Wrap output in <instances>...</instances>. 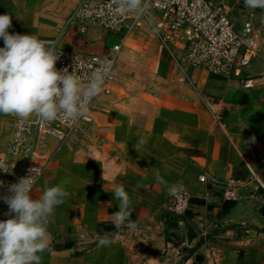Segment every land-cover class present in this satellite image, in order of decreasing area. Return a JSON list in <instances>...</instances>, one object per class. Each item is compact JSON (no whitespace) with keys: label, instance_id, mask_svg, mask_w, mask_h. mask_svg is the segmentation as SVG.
I'll list each match as a JSON object with an SVG mask.
<instances>
[{"label":"crops","instance_id":"obj_1","mask_svg":"<svg viewBox=\"0 0 264 264\" xmlns=\"http://www.w3.org/2000/svg\"><path fill=\"white\" fill-rule=\"evenodd\" d=\"M81 1L0 0V14H11L10 33L104 54L116 44L115 34L92 29L81 36L71 26ZM229 2L234 24L254 20L264 39V9ZM185 49L183 40L164 48L149 24L137 30L93 122L63 146L46 139V154H57L32 195L57 184L69 195L50 219L40 264H264V63L248 70L256 86L247 90V74L211 75L186 64ZM19 119L0 114V158L7 156ZM203 175L207 183L200 181ZM232 180L237 201L222 198ZM121 185L130 196L134 231L117 230L112 222L119 205L112 191ZM183 192L194 200L178 216L171 211L173 197ZM105 233L110 243L98 246Z\"/></svg>","mask_w":264,"mask_h":264},{"label":"built area","instance_id":"obj_2","mask_svg":"<svg viewBox=\"0 0 264 264\" xmlns=\"http://www.w3.org/2000/svg\"><path fill=\"white\" fill-rule=\"evenodd\" d=\"M117 6L118 0H82L71 20V26L81 36L88 35L92 29L120 36L119 41L104 54L67 51L55 45L57 52H61L56 67L60 70L67 68L80 75L82 83H86L88 76L101 68L104 61L108 65V74L100 95L93 98L88 113L76 122L68 124L59 118L42 122L37 117L14 121L7 156L0 158V166L3 167L0 168V180L4 182L0 186V220L10 218L6 215L9 208L3 199L10 195L9 186L34 174L29 172L30 169H37L33 192L54 162L57 152L46 154V139L54 138L63 146L81 127L93 122L98 100L112 94L113 76L129 38L147 24L154 27L162 45L168 50L180 40L185 42L183 60L186 64L224 78L232 77L237 71L243 72L247 75L242 86L247 90L255 88L256 80L248 76V70L256 61L264 63V39L254 20L241 27L234 24L229 0H150L147 16L121 14L116 12ZM200 181L207 183L209 177L203 175ZM237 188L236 181H228L223 187L222 198L237 201ZM193 200L194 196L189 193H178L173 197L171 211L178 216L185 215Z\"/></svg>","mask_w":264,"mask_h":264},{"label":"clouds","instance_id":"obj_3","mask_svg":"<svg viewBox=\"0 0 264 264\" xmlns=\"http://www.w3.org/2000/svg\"><path fill=\"white\" fill-rule=\"evenodd\" d=\"M244 4L251 9H264V0H244ZM149 9L150 0H118L116 12L147 16ZM11 26V14H0V39L4 42L0 47V114L15 115L24 121L33 115L42 122L59 118L68 124L84 117L93 98L102 91L107 62H102L101 68L82 83L80 75L56 67L61 52H57L54 41L35 34L10 33ZM29 172L34 174L11 184L10 195L3 197L10 218L0 220V264H40L39 253L48 247L50 219L69 195L63 185L57 184L34 198L32 190L38 173L37 169ZM3 184L0 180V186ZM176 190L177 186L172 185L169 194L174 195ZM112 192L119 201L112 222L117 230L126 226L134 231L137 223L131 219L133 207L128 192L122 185ZM107 236H100L98 246L110 243Z\"/></svg>","mask_w":264,"mask_h":264},{"label":"water","instance_id":"obj_4","mask_svg":"<svg viewBox=\"0 0 264 264\" xmlns=\"http://www.w3.org/2000/svg\"><path fill=\"white\" fill-rule=\"evenodd\" d=\"M218 234H219V232H215V233H213L212 235H209L208 237L203 238V239L199 242V244L197 245V247L191 249V251H190V255L194 254L195 251L197 250V248H199L203 243H205L206 241L210 240L211 238H213L214 236H216V235H218ZM187 260H188V258L185 259V261H187Z\"/></svg>","mask_w":264,"mask_h":264},{"label":"rangeland","instance_id":"obj_5","mask_svg":"<svg viewBox=\"0 0 264 264\" xmlns=\"http://www.w3.org/2000/svg\"><path fill=\"white\" fill-rule=\"evenodd\" d=\"M116 36H117V42L119 41V38H120V36L119 35H117V34H115ZM116 42V43H117ZM99 101V100H98Z\"/></svg>","mask_w":264,"mask_h":264}]
</instances>
